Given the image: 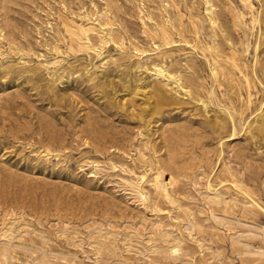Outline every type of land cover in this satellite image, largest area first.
<instances>
[{
	"label": "rangeland",
	"instance_id": "374dc122",
	"mask_svg": "<svg viewBox=\"0 0 264 264\" xmlns=\"http://www.w3.org/2000/svg\"><path fill=\"white\" fill-rule=\"evenodd\" d=\"M263 226L264 0H0V264H264Z\"/></svg>",
	"mask_w": 264,
	"mask_h": 264
},
{
	"label": "bare ground",
	"instance_id": "6f19581e",
	"mask_svg": "<svg viewBox=\"0 0 264 264\" xmlns=\"http://www.w3.org/2000/svg\"><path fill=\"white\" fill-rule=\"evenodd\" d=\"M236 25H237V23H236ZM260 34V33H259ZM259 38V37H258ZM258 40V39H257ZM235 44V43H234ZM257 45V44H256ZM234 46V45H233ZM254 51H255V49H254ZM255 53V52H254ZM254 64V63H253ZM237 66V65H236ZM160 68V67H159ZM212 73V72H211ZM162 76V75H161ZM262 85V84H261ZM160 91V90H159ZM164 93V92H163ZM247 122V121H246ZM233 123V122H232ZM234 127V126H233ZM233 132V131H232ZM233 135V134H232ZM145 157V156H144ZM162 171V170H161ZM156 175V174H155ZM162 176H163V174L162 173H159L158 174V176L156 177V182L160 185V187L159 188H161L162 186H164V184L162 183V181H161V179H162ZM155 177V176H154ZM165 181V180H164ZM163 181V182H164ZM176 181V180H175ZM165 183H166V181H165ZM169 183V182H168ZM158 187V186H157ZM167 188V187H166ZM164 192V191H163ZM165 193V192H164ZM166 193H167V191H166ZM165 196H166V194H165ZM191 226V225H190ZM264 227V226H263ZM175 228V227H174ZM188 228V227H187ZM212 242V241H211ZM173 251V250H172Z\"/></svg>",
	"mask_w": 264,
	"mask_h": 264
}]
</instances>
